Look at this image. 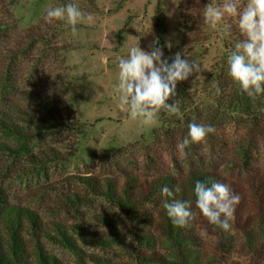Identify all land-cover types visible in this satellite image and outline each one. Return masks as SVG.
Listing matches in <instances>:
<instances>
[{
    "label": "rangeland",
    "instance_id": "374dc122",
    "mask_svg": "<svg viewBox=\"0 0 264 264\" xmlns=\"http://www.w3.org/2000/svg\"><path fill=\"white\" fill-rule=\"evenodd\" d=\"M210 2L223 0H0V187L11 205L33 210L47 229L83 225L105 238L104 244H80L85 264H136L126 246L108 240L99 216L117 224L126 245L134 247L132 235L143 231L150 239L143 251L174 257L176 264L188 256L161 240L157 225L132 222L93 194L85 177L144 183L168 175L184 179L190 171L216 175L240 197L228 232L194 211L190 263L264 264V233L253 231L264 210V200L255 197L257 183L264 180V123L255 127L250 118L219 108L212 77L243 37L234 19L226 21L232 25L228 37L204 23ZM68 3L93 17L92 23L77 25L75 35L64 22L44 20L47 7ZM138 46L146 52L160 47L169 63L180 53L200 65V72L181 83L194 99L193 123L211 125L215 133L206 144L186 148V156L177 148L184 117L179 125L169 120L180 113L161 112L155 123L145 125L119 107V58ZM24 91L47 97L51 107L65 104L74 130L66 121L60 130L31 126L48 117L24 98ZM3 122L24 127L28 135H12ZM139 211L154 214L149 205ZM45 248L61 264H77L62 246L45 243Z\"/></svg>",
    "mask_w": 264,
    "mask_h": 264
},
{
    "label": "trees",
    "instance_id": "16d2710c",
    "mask_svg": "<svg viewBox=\"0 0 264 264\" xmlns=\"http://www.w3.org/2000/svg\"><path fill=\"white\" fill-rule=\"evenodd\" d=\"M155 27L158 28L156 23ZM212 82L217 83L220 88V93L215 97L219 108L237 112L244 117L250 118L251 124L255 127H260L264 123V95L253 101L242 93L228 75L227 61L223 68L213 75L211 85ZM187 93L184 84L178 82L176 85V96L173 101H178L180 115L176 121H173L175 118L169 119L171 123L179 125L181 122L180 117H184L181 130L183 134L179 135L182 140L188 135L189 124L193 123V120L197 117H194L195 111L191 110L194 105V99ZM22 95L31 104L40 108L44 116L48 118L36 119L35 125H31L29 121L26 122L24 120L19 122L29 123L34 128L42 131L52 128L60 130L59 128L65 126L66 121L68 126L73 129L71 119L65 118L69 117L70 114L65 104H58V106L54 104L51 107L47 97H43L34 91H24ZM2 126L12 135L21 137L28 135L24 127L20 125L3 122ZM25 128L27 127L25 126ZM194 146L196 144L189 145L191 148ZM188 148L187 151L190 150ZM188 157L190 159L193 158L191 156ZM191 163L193 164V159ZM190 172L187 177L184 178L183 176L184 179L168 175L162 178H154L144 183L133 178L125 179L122 184H116L109 179L102 183L95 181L91 177H85L83 182L93 194L104 198L112 206L123 211L132 222H138L146 227H155L157 225V232H160L161 240L169 242L172 245V249L181 247L182 250L188 253L187 260H184L182 264H191L189 261L191 248L196 245L194 237L196 232L195 220L191 222V226L188 228L175 226L163 207V203L166 200L170 202V198L162 193V189L164 187L172 189L176 200L190 201L191 209L194 212L198 210L196 209L194 192L196 182L199 181L206 186H211L212 183H220V178L206 172ZM176 186H179V192H175ZM256 187L258 193H255V197L264 200V180L258 182ZM142 205H149L154 214H142L139 211V207ZM197 214L202 216L199 210ZM259 216L260 222L254 225L253 231L264 233V210L260 211ZM97 220L108 232V240L113 244L126 246L129 249L128 251L132 252L130 259L136 264H176L174 257L169 258L154 252L143 251V247L149 244L150 241L147 238V234H144L143 231L132 235L136 236V241L131 237L133 247L130 243L126 245L125 242L128 239L123 241L124 239L120 235L117 224L113 220L105 216H99ZM93 232V229L85 228L83 225H77L71 230H67L60 225L54 224L52 229H47L36 212L28 208L11 205L0 187V264H61V261L55 255L48 253L45 243H54L62 246L76 257L77 264H85V253L82 251L80 244H88L91 241H96L99 244L105 243V238ZM95 263L98 264V262Z\"/></svg>",
    "mask_w": 264,
    "mask_h": 264
},
{
    "label": "clouds",
    "instance_id": "9594fccd",
    "mask_svg": "<svg viewBox=\"0 0 264 264\" xmlns=\"http://www.w3.org/2000/svg\"><path fill=\"white\" fill-rule=\"evenodd\" d=\"M234 19L243 39L235 43L234 49L227 57L228 75L239 90L255 101L264 95V0H223L216 4L210 2L204 7L203 21L213 30L220 29L221 35H231L232 25L227 19ZM46 23L64 22L71 26L73 35L79 29L77 25L92 23L91 14H85L74 3L64 6H49L45 10ZM171 48V44H167ZM119 75L116 92L119 107L127 108L133 120L145 125L155 123L161 112L179 115L178 101H168L176 96L178 82L187 81L189 77L200 72L196 61L182 58L177 53L172 62L163 58L160 47H153L150 52L142 51L139 46L129 49L127 57L119 58ZM216 93H220L217 83L212 82ZM188 135L178 142L177 148L181 156H186L185 149L190 144L204 145L207 137L215 133L211 125L191 123ZM179 186L175 192H179ZM196 208L209 222L225 232L231 228L234 220L235 206L240 197L227 184L212 183L206 186L197 181L194 188ZM162 193L170 198L163 207L172 223L179 228H188L195 220L196 213L191 209L190 201L174 199V191L168 187Z\"/></svg>",
    "mask_w": 264,
    "mask_h": 264
}]
</instances>
